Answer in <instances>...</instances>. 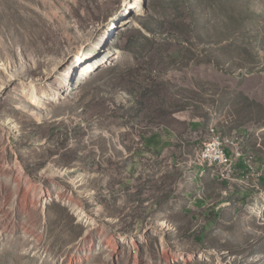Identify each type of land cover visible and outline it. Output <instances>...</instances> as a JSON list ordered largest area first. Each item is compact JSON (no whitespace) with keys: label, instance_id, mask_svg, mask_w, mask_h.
<instances>
[{"label":"rangeland","instance_id":"obj_1","mask_svg":"<svg viewBox=\"0 0 264 264\" xmlns=\"http://www.w3.org/2000/svg\"><path fill=\"white\" fill-rule=\"evenodd\" d=\"M211 128L264 160V0H0V264H264Z\"/></svg>","mask_w":264,"mask_h":264},{"label":"built area","instance_id":"obj_2","mask_svg":"<svg viewBox=\"0 0 264 264\" xmlns=\"http://www.w3.org/2000/svg\"><path fill=\"white\" fill-rule=\"evenodd\" d=\"M219 131L221 130L218 129L216 134L217 142L204 151L207 159H211L215 163H226V171H216L214 180H226V174H239L252 177L254 184L260 187L263 173L261 168L264 166V160L261 162L257 154L242 152L240 161H233L230 159V151H232V145H237L242 132L232 131L231 136H236V144H228V139L226 142H219Z\"/></svg>","mask_w":264,"mask_h":264},{"label":"bare ground","instance_id":"obj_3","mask_svg":"<svg viewBox=\"0 0 264 264\" xmlns=\"http://www.w3.org/2000/svg\"><path fill=\"white\" fill-rule=\"evenodd\" d=\"M140 13V11H139ZM114 27V22H112L109 26V30H111ZM109 61L108 56H105L104 58H102V60L100 59V61H98L97 63H95V65H93L92 67H90L89 69H84L85 72L88 73H93L95 72V68L100 67L101 65L103 66V64L107 63ZM31 101L36 103V100L31 97L30 98ZM217 131L213 128L210 129L209 132V137L202 143V146L200 148V151L198 152L197 155V162L200 164H203L205 166H207L208 168H219L218 172H225L226 171V163H215L213 162L211 159H207L205 157V152L206 149L211 146L214 145V143L217 142ZM228 139V144H236V136H231V135H224L222 133L219 132V142H226V140ZM246 145H245V140L243 138V136L241 135L237 145H232V151H230V159H232L233 161H240L242 152H246L245 149ZM232 174H226V180H228L230 178ZM255 209H259L260 206L259 205H255L254 207Z\"/></svg>","mask_w":264,"mask_h":264},{"label":"crops","instance_id":"obj_4","mask_svg":"<svg viewBox=\"0 0 264 264\" xmlns=\"http://www.w3.org/2000/svg\"><path fill=\"white\" fill-rule=\"evenodd\" d=\"M191 127H194V128H191L192 129V136L190 137V139L194 142L198 141L199 137H198V134H201V131H200V126L198 124H196V122H192L191 123ZM191 134V133H190ZM245 140V145H246V139H245V135L242 133L241 134ZM200 142H197V145L199 144ZM247 147V146H246ZM245 147V149H246ZM198 155V154H197ZM196 159H197V156H196ZM211 169V168H209ZM218 171H219V168H218ZM217 171V172H218ZM194 175H198V177L200 178V180L198 181H194L193 179L191 180L190 182V185H191V188L195 189V192L198 191V187L199 185L202 186V189L201 191H206V188H207V194L209 195L211 192H216L215 189H212V187L214 186H218L217 182H215V180H213L212 178H210L208 176V174H206L205 171L201 170L200 167H198V170L194 171ZM213 177V176H212ZM197 179V178H195ZM224 181V180H223ZM264 181V180H263ZM217 184V185H216ZM220 185V184H219ZM223 187H226L227 186V183H223L222 184ZM239 195V193L237 194ZM240 195L242 196L243 194L240 193Z\"/></svg>","mask_w":264,"mask_h":264}]
</instances>
